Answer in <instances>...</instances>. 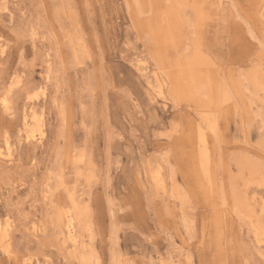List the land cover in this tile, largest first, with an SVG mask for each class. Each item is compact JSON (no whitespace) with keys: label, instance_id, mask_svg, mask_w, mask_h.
Segmentation results:
<instances>
[{"label":"rangeland","instance_id":"obj_1","mask_svg":"<svg viewBox=\"0 0 264 264\" xmlns=\"http://www.w3.org/2000/svg\"><path fill=\"white\" fill-rule=\"evenodd\" d=\"M112 263L264 264V0H0V264Z\"/></svg>","mask_w":264,"mask_h":264},{"label":"bare ground","instance_id":"obj_2","mask_svg":"<svg viewBox=\"0 0 264 264\" xmlns=\"http://www.w3.org/2000/svg\"><path fill=\"white\" fill-rule=\"evenodd\" d=\"M175 1V0H174ZM178 1H180V0H178ZM185 1V0H184ZM191 2H192V0H191ZM198 2V1H197ZM171 3H172V1H171ZM170 3V4H171ZM196 5V4H195ZM164 9V8H163ZM170 21H171V19H168L167 18V20H165V23H167V24H169L170 25ZM157 24H159V25H161L162 24V21H160V22H158ZM156 24V25H157ZM167 24L166 25H164V31H163V33H168L167 31H168V27H169V25L167 26ZM178 34V33H177ZM157 40V39H156ZM143 70H144V68H143ZM179 80L181 81V78L179 77ZM138 81V80H137ZM169 83V82H168ZM178 83V82H177ZM76 202V201H75ZM74 204V203H73ZM76 205V204H75ZM84 209V208H83ZM79 217V216H78ZM65 218V217H64ZM73 222H74V217H73V215H72V213L71 212H67V224H68V227H70L71 228V226L73 225ZM90 227V226H89ZM87 230H89V229H87ZM88 257V256H87ZM89 261V260H88ZM116 261V260H115ZM113 264V263H112Z\"/></svg>","mask_w":264,"mask_h":264}]
</instances>
